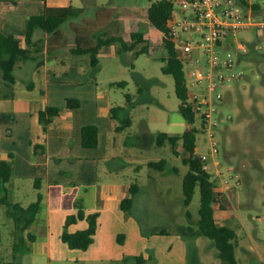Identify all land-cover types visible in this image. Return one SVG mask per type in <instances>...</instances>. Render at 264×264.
<instances>
[{
    "label": "rangeland",
    "instance_id": "obj_1",
    "mask_svg": "<svg viewBox=\"0 0 264 264\" xmlns=\"http://www.w3.org/2000/svg\"><path fill=\"white\" fill-rule=\"evenodd\" d=\"M252 1L258 6L255 15L262 16L264 0ZM73 4L82 6L84 12L67 18L60 25L66 46L48 55L44 50L47 34L42 31L35 34L33 39L39 50L33 52L34 60L19 61L23 68L33 63V70L15 68V95L19 96L20 90L25 88L24 83L43 81L45 70L56 78L96 82L102 101L108 99L111 106H127V115L131 119L130 126L117 135L119 140L123 137L125 140L118 142L119 157L99 160L98 182L102 186L111 178L127 185L137 183L140 191L130 214L118 209L113 211V208L108 210L95 187L88 191L77 187L56 189L48 187L43 180L37 188L30 173L32 169L39 171L40 168L26 167V174L15 176V201L27 205L36 200L38 192L43 199L36 220L29 228L36 234L35 240L30 242L23 232L24 239L29 241V249L21 255L20 264H137L135 255L138 254L146 258L143 264H220L213 242L198 230V184L190 202L187 205L183 202L182 180L189 170L183 160L186 151L182 150L180 142L177 147L168 141L160 146L156 142L159 132H171L179 128L172 129V123L181 120L185 124V121L179 111L173 76L162 71L161 56L166 55L159 41L162 32L146 20L150 0H73ZM102 6H113L116 12L100 31L119 32V24L126 19L133 29L137 25L143 27L154 51L138 55L134 51L100 54L96 67L91 65L89 55L72 54L74 32L70 24L93 19L95 10ZM179 9L177 0H173V11L177 16L181 15ZM185 36L189 35L185 33ZM233 38L261 44L264 30H243L231 35L229 40ZM226 44V51H230L232 47L227 41ZM231 52L235 60L232 71L238 76L219 88L223 98L217 102L218 110L214 112L218 121L214 128L219 140L218 152L212 153L208 137L197 123L195 154L208 156L207 172L216 184L215 218L218 223L234 229L238 264H264V51L249 43L245 52ZM191 55L203 64V51L197 41L191 44ZM38 60L43 64L46 61V67H41L43 64L37 63ZM192 67L191 63L184 64L189 89L192 87L188 72ZM36 68L39 70L34 71ZM5 90L0 72V94ZM38 90L36 87L35 92ZM126 93L130 101H127ZM3 112L0 159L6 158V151L19 143L15 133L12 136L9 133L13 128L11 111ZM109 141L112 143L111 136ZM31 148L34 153V146ZM18 159L24 164V158ZM160 159L165 160L163 168L148 165L149 161ZM122 161L125 164L118 166ZM108 163L116 167L109 169ZM81 197L85 206L97 214L98 231L87 248L76 249L63 242L60 235L64 229L74 231L86 226L85 220L66 223L67 218H63L70 209H76L73 202ZM13 228V221L0 202V264L11 259ZM38 229L43 230L39 232ZM162 230L164 233L160 232ZM119 233L124 234L123 242L118 239Z\"/></svg>",
    "mask_w": 264,
    "mask_h": 264
},
{
    "label": "trees",
    "instance_id": "obj_2",
    "mask_svg": "<svg viewBox=\"0 0 264 264\" xmlns=\"http://www.w3.org/2000/svg\"><path fill=\"white\" fill-rule=\"evenodd\" d=\"M243 5H248L247 0H239ZM253 9L258 8L253 3ZM115 8L106 6L99 8L95 12L93 19H85L82 23H72L70 25L74 32V44L71 53L75 55L88 54L90 63L96 67L99 61V53H109L114 46L115 54H123L127 51H134L136 55L140 53H152L154 45L149 43L145 37L143 27L137 25L135 29L124 19L119 24V32L112 33L100 31L109 24L115 15ZM83 12L81 7L69 6H46L42 13L32 14L25 20L26 34L24 36L25 45L15 35L6 33L0 29V72L4 88L8 91L6 96L13 94V85L15 82L14 70L19 61H25L32 57L33 52L39 48L33 42V35L36 29L47 34L44 43V50L49 54L55 53L58 49L65 46V38L60 25L69 17L79 15ZM173 12V0H150L146 9V20L149 25L162 32L160 43L166 51L165 56H161L163 61L162 71L170 73L174 79L175 93L179 99V111L188 124L195 120V113L192 110L191 103L188 101L187 84L185 78L184 64L186 57L177 52L174 40L169 34L166 26L168 18ZM129 39V40H128ZM33 42V44H32ZM31 44L35 45L31 49ZM252 49V48H251ZM37 63H41L38 61ZM127 101L130 96L126 93ZM79 105L77 98L69 97L66 99V106L74 108ZM60 112L57 106H46L39 111V121L46 126L51 118ZM111 117L115 121L114 131L119 132L130 126L131 119L127 115L128 107L117 105L109 110ZM197 128L187 126L180 133L159 132L157 134V145L164 142H170L175 147L179 142L182 150L187 155L183 160L189 165V170L182 180L183 202L187 205L193 195L196 184L200 188V206L198 218V230L203 236L209 238L217 251V257L220 264H238L235 257V231L227 224H221L215 218L216 184L210 179L209 173L203 169V162L195 154ZM99 142V131L96 125L88 124L81 128V144L84 147H96ZM164 159L159 161H149L148 165L155 168H163ZM12 155L8 154L6 158L0 159V191L2 193L0 202L6 207V214L13 221V249L11 259L1 264H20L21 255L28 250L23 232L34 222L37 213L41 209L42 197L38 193L36 200L27 205L14 202L9 198L7 183L12 176ZM39 182V178L35 179ZM139 191V184L131 183L128 188V194L119 201L120 209L129 211L133 206L135 195ZM80 219H85L87 225L85 228L75 231L63 230L60 238L69 247L76 249H85L93 241L97 229V214L86 213L82 205H78L75 214L67 217L66 223H72ZM66 226V225H64ZM164 233V231H160ZM29 240H34L35 235L27 232ZM124 234L119 233L118 239L123 242ZM137 264H143L145 257L142 254L135 255Z\"/></svg>",
    "mask_w": 264,
    "mask_h": 264
},
{
    "label": "crops",
    "instance_id": "obj_3",
    "mask_svg": "<svg viewBox=\"0 0 264 264\" xmlns=\"http://www.w3.org/2000/svg\"><path fill=\"white\" fill-rule=\"evenodd\" d=\"M247 1L250 5L254 2L252 0ZM69 5L73 7H81L84 12V8L79 5H74L73 0H0V29L6 33L15 35L22 41V45L24 46V36L26 34L25 20L28 16L42 13L46 6ZM102 7H98L95 12ZM39 31L40 30L36 29L34 35ZM32 41L34 42L35 39H32ZM32 44L31 46H33ZM112 53L115 54L114 46H112L109 53L101 52L99 55ZM29 60H34L33 53L32 57L24 62H28ZM45 62L44 64L43 62L40 63V65L43 64L41 67L46 65ZM33 65L34 64L32 63L28 68L27 66L23 68L21 63L18 62L16 67H18L19 70L25 71V69L33 70ZM39 68L34 69V71L39 70ZM43 79L44 80L38 84L31 81L27 84L24 83L25 88L20 90L19 96H16L15 87L17 79L15 76L12 90L13 94L11 96H6L4 94L8 91L6 88V90L0 94V119L2 118V113H4L3 111H11V117L13 116V119L11 118V124L13 128H10L9 133L11 136L15 133V137L19 140V143L16 146L6 151V156H8V154L12 155L13 163L12 176L7 183L10 200L18 202L14 199L13 191L16 185V174H26L28 172V169H25L26 167H39V171L32 169L33 171L30 173L32 178H34L35 187L39 188L42 185L43 180H45L48 187L56 189H58V187H77L80 189L83 188V191H88V188L95 187L98 190V195L103 198L105 209L109 210V208H113V211H115V209L124 211L120 209L119 201L122 197L128 194L129 185L113 181L111 178L107 179L102 186H100L98 182L97 172L99 160H108L115 157L118 158V142L120 143L121 139L122 141H125L123 136L120 140L119 136H117L120 135L121 131H114L115 121L109 112L112 106L109 105L108 99L102 101L103 97L97 88V83L94 81H76L67 78H56L55 75L49 76L46 70ZM36 87H39L38 92H35ZM69 97L77 98L79 100V105L74 108H68L66 106V99ZM46 106H57L60 108V112L53 116L46 126H43L39 121V111ZM182 118L184 119L185 124L181 120L175 121L171 125L172 129H175L176 127L179 128L168 133H180L188 126L185 118L183 116ZM88 124H94L98 128L99 142L96 147H84L81 144V128ZM124 130L125 129L122 131ZM109 134L112 138V143L109 141ZM32 145L34 146V153H32ZM34 154L36 155L33 159ZM19 157L25 159L24 164L20 162V159H18ZM123 163L125 164V161L120 162L118 166ZM108 167L113 170L116 165L108 163ZM36 178H39V182H35ZM139 191L137 193H139ZM41 197L43 199L42 194ZM83 200L82 197L76 199V202H73V206H75L76 209H70L63 214V218L75 214L78 205H82L86 213H93V211L85 206ZM130 210L128 211L129 214L131 213ZM81 220L85 219H80V221ZM77 221L73 223H76ZM30 226L26 229L24 235L29 232L34 234L36 238V234L29 229ZM42 230L43 229H38L39 232H42ZM97 231L98 222L93 241L97 235ZM34 240L30 242H33ZM27 242L29 241H26L29 249Z\"/></svg>",
    "mask_w": 264,
    "mask_h": 264
},
{
    "label": "built area",
    "instance_id": "obj_4",
    "mask_svg": "<svg viewBox=\"0 0 264 264\" xmlns=\"http://www.w3.org/2000/svg\"><path fill=\"white\" fill-rule=\"evenodd\" d=\"M177 4L181 15L177 16L173 11L166 26L177 52L186 57L185 63L193 64L188 72L192 89L188 88L187 80L186 84L195 120L188 125L197 128L199 123L208 137L212 153H217L219 140L214 128L218 121L214 112L218 110L217 102L223 98L219 88L238 76L232 71L235 60L231 50L241 54L250 43L257 50L264 51V42L255 45L254 40L229 38L243 30H264V14L255 15L252 5L245 6L239 0H177ZM194 41L202 48L203 64L191 55ZM226 41L232 47L230 51H226ZM196 155L203 162V169L207 170L208 156L205 153Z\"/></svg>",
    "mask_w": 264,
    "mask_h": 264
}]
</instances>
